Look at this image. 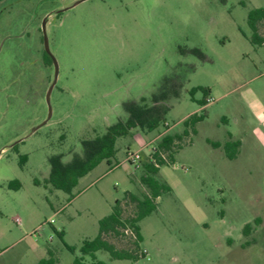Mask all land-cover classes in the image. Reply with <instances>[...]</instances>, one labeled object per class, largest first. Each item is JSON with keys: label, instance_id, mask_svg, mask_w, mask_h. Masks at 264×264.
<instances>
[{"label": "rangeland", "instance_id": "rangeland-1", "mask_svg": "<svg viewBox=\"0 0 264 264\" xmlns=\"http://www.w3.org/2000/svg\"><path fill=\"white\" fill-rule=\"evenodd\" d=\"M260 6L264 0H1L0 264H35L48 256L72 264L115 200L126 190H145L141 163L150 146H143L155 145L162 132L182 134L192 113L205 116L159 167L155 177L169 189L139 221L144 254L114 258L98 249L96 258L264 264V118L255 110L261 104L264 111V44L247 39V14ZM43 21L58 74L50 117L41 124L54 74V64L43 59ZM191 48L207 60L182 52ZM164 83L176 84L162 102L167 129L118 136L110 163L101 161L70 192L48 181L50 156L65 164L82 155L83 139L126 118V101H150ZM194 87L209 89L205 105L202 90L190 93ZM231 141L239 142L230 148L233 158L223 148ZM136 151L139 166L126 160ZM15 180L18 187L10 185Z\"/></svg>", "mask_w": 264, "mask_h": 264}, {"label": "trees", "instance_id": "trees-1", "mask_svg": "<svg viewBox=\"0 0 264 264\" xmlns=\"http://www.w3.org/2000/svg\"><path fill=\"white\" fill-rule=\"evenodd\" d=\"M1 1V0H0ZM247 25L250 32L247 36L252 46H261L264 44V6L255 7L247 14ZM195 55L200 60H207L204 53L198 48L183 49ZM43 59L46 64H52L50 56L43 50ZM176 84L168 86L163 84L160 91L154 94L150 101L145 97L139 100H130L124 103L126 112L125 119H118L116 123L107 127L103 134L95 135L93 138L83 139L82 155H74L67 163H62L60 155H52L49 157L50 173L48 181L56 188L70 192L78 180L89 173L101 161L105 160L108 164L110 158L115 154V140L118 136L128 134L132 129H141L144 131H152L160 126H165V113L167 106L162 104L170 93V89L175 91ZM203 91L204 97L199 101L201 105L207 103L208 88L194 87L190 90L192 94L195 90ZM205 113H192L183 120V135L188 133V129L194 131L195 124L201 121ZM167 129V127H165ZM182 134L164 132L156 142V148L151 158H144L142 161V175L140 177L141 184L145 190H126L122 198H117L112 205L109 213L102 216L98 220V232L92 238H84L80 245L81 255L75 256L72 264H106L104 261L97 259L95 251L105 249L114 258H131L136 259L139 255H143L145 250L140 249L139 242L142 238L140 232L139 221L149 214L156 207L155 198L162 190L169 189V186L158 180L155 175L159 167L172 160L173 152L180 147ZM220 146L218 142L214 143ZM238 141L226 142L223 145L226 155L233 158L235 153L230 151L231 147H237ZM25 159V158H24ZM11 186L18 187L17 180L10 182ZM130 205L131 208H126ZM259 221V218H255ZM251 224L245 223L243 232L248 233ZM62 238L64 230H56ZM125 238L128 243L124 246H117L111 238ZM69 249L72 246L66 244ZM89 255L90 260H84L83 256ZM52 256L42 257L35 264H54Z\"/></svg>", "mask_w": 264, "mask_h": 264}, {"label": "water", "instance_id": "water-1", "mask_svg": "<svg viewBox=\"0 0 264 264\" xmlns=\"http://www.w3.org/2000/svg\"><path fill=\"white\" fill-rule=\"evenodd\" d=\"M42 40H43L44 50L50 56L52 63L54 64V74H53V79H52L51 83L49 84L47 91L45 93V99H46V103L48 106V115H47V118L41 124L45 123L47 121V119L50 117V114H51L50 94H51V91H52V89L56 83L57 74H58V65H57L56 59L51 54L49 46H48V39H47V35H46V30H45V21H43V23H42ZM37 127H35V128H37Z\"/></svg>", "mask_w": 264, "mask_h": 264}, {"label": "built area", "instance_id": "built-area-1", "mask_svg": "<svg viewBox=\"0 0 264 264\" xmlns=\"http://www.w3.org/2000/svg\"><path fill=\"white\" fill-rule=\"evenodd\" d=\"M208 101V99H207ZM164 125L168 128V123H164ZM164 132H162L161 134H163ZM160 135V134H159ZM150 146L148 148V153L146 155V157L148 158H151V155L152 153L154 152L155 148H156V144L155 145H152L151 146V143L150 144H146L144 145L143 147H147V146ZM141 154H140V151H136V152H127V156H126V160L131 163V164H134L136 166H139L140 163H141Z\"/></svg>", "mask_w": 264, "mask_h": 264}, {"label": "crops", "instance_id": "crops-1", "mask_svg": "<svg viewBox=\"0 0 264 264\" xmlns=\"http://www.w3.org/2000/svg\"><path fill=\"white\" fill-rule=\"evenodd\" d=\"M263 106L261 105V104H258L256 107H255V110H256V112L258 111L260 114L258 115L261 119H263L264 118V111H263ZM261 110L263 111V112H261Z\"/></svg>", "mask_w": 264, "mask_h": 264}, {"label": "clouds", "instance_id": "clouds-1", "mask_svg": "<svg viewBox=\"0 0 264 264\" xmlns=\"http://www.w3.org/2000/svg\"><path fill=\"white\" fill-rule=\"evenodd\" d=\"M184 23H185V24H187V23H188V19H187V18H185V20H184Z\"/></svg>", "mask_w": 264, "mask_h": 264}]
</instances>
